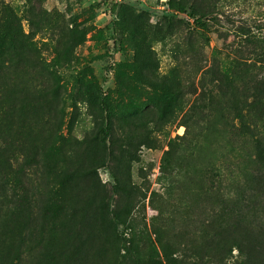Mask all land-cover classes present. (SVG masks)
Instances as JSON below:
<instances>
[{
  "label": "rangeland",
  "instance_id": "1",
  "mask_svg": "<svg viewBox=\"0 0 264 264\" xmlns=\"http://www.w3.org/2000/svg\"><path fill=\"white\" fill-rule=\"evenodd\" d=\"M197 1L204 28L169 0H0V264L20 232L17 264H137L132 236L163 264H250L231 236L264 223V129L240 117L264 0Z\"/></svg>",
  "mask_w": 264,
  "mask_h": 264
},
{
  "label": "trees",
  "instance_id": "2",
  "mask_svg": "<svg viewBox=\"0 0 264 264\" xmlns=\"http://www.w3.org/2000/svg\"><path fill=\"white\" fill-rule=\"evenodd\" d=\"M172 7L177 8L181 12H187L188 15L193 18V23L197 27H206L207 21L209 20L210 15L213 13L210 8H204L199 6V2L188 4L187 0H169ZM201 5V4H200ZM3 47L0 44V48ZM21 49V45H15L12 48L13 54H17ZM26 51L30 54L36 52V46L32 39L26 45ZM0 53V70L5 65V59L3 54ZM12 84L5 83L2 80L0 74V125L1 122L9 120V113L13 106H15V100L12 94ZM244 108H241L240 117L243 119L245 116H249V129H257L261 127L264 129V89H260L257 83H253L251 86L250 94L248 96V102L245 104ZM244 111V112H243ZM1 139V136H0ZM9 155V147L6 141H3L0 144V166L5 168V176L12 173L13 169V158ZM84 172H80L83 174ZM13 178H17L15 170H13ZM2 178L0 182H2ZM7 180H4L2 183L3 189H5ZM122 190L127 191L126 188L122 187ZM0 214L6 219L8 216L7 212ZM1 219V217H0ZM229 230V228H228ZM231 232V231H230ZM19 242L14 243L13 245V254H12V264H17L21 262V257L24 252L22 248V243H24V235L19 233ZM232 239L235 241L234 246L240 251L245 253L246 258L250 264H264V223L260 220H250L248 224H243L242 220L238 222L237 227L232 233ZM129 250L132 251L133 256L137 264H163V260L160 257L159 250L156 244L152 243L147 258L142 256L140 251L139 243L135 241V238L132 236L129 239Z\"/></svg>",
  "mask_w": 264,
  "mask_h": 264
},
{
  "label": "built area",
  "instance_id": "3",
  "mask_svg": "<svg viewBox=\"0 0 264 264\" xmlns=\"http://www.w3.org/2000/svg\"><path fill=\"white\" fill-rule=\"evenodd\" d=\"M113 1H119V0H113Z\"/></svg>",
  "mask_w": 264,
  "mask_h": 264
}]
</instances>
